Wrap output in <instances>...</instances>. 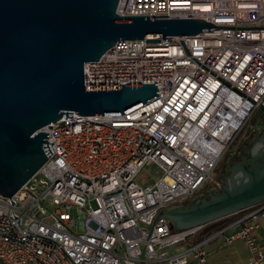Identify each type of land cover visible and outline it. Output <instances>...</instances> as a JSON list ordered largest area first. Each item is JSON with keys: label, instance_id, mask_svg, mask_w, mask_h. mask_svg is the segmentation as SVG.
<instances>
[{"label": "built area", "instance_id": "2783aa9c", "mask_svg": "<svg viewBox=\"0 0 264 264\" xmlns=\"http://www.w3.org/2000/svg\"><path fill=\"white\" fill-rule=\"evenodd\" d=\"M115 12L216 27L122 40L102 55L93 85L153 83L158 95L122 115L72 112L43 128L52 154L13 197L0 194V264H205L206 245L233 227L225 242L241 239L245 264H264V201L198 241L204 225L176 231L158 216L214 186L264 107V0H118ZM151 164L160 174L143 187Z\"/></svg>", "mask_w": 264, "mask_h": 264}, {"label": "water", "instance_id": "95a60500", "mask_svg": "<svg viewBox=\"0 0 264 264\" xmlns=\"http://www.w3.org/2000/svg\"><path fill=\"white\" fill-rule=\"evenodd\" d=\"M118 0H0V194L13 197L46 163L44 127L72 112L122 115L154 99L153 83L99 84L102 55L116 42L188 35L216 27L202 19L116 14ZM144 41H160L145 39ZM155 82V81H153ZM264 120V107L253 113ZM250 128V126H248ZM51 148L54 142H50ZM46 152V153H45ZM47 154V155H46ZM264 201V136L225 174L184 203L159 211L176 231L204 225L200 237L230 215Z\"/></svg>", "mask_w": 264, "mask_h": 264}, {"label": "crops", "instance_id": "0c3cea01", "mask_svg": "<svg viewBox=\"0 0 264 264\" xmlns=\"http://www.w3.org/2000/svg\"><path fill=\"white\" fill-rule=\"evenodd\" d=\"M251 129L252 125H250L247 132L249 133ZM247 132L244 139L247 137ZM231 222L232 221L224 226L229 225ZM234 230L235 227L225 230L222 235L206 245L205 264H245L249 255L243 241L241 239H236L231 243L225 242V237H227Z\"/></svg>", "mask_w": 264, "mask_h": 264}, {"label": "flooded vegetation", "instance_id": "af4514ba", "mask_svg": "<svg viewBox=\"0 0 264 264\" xmlns=\"http://www.w3.org/2000/svg\"><path fill=\"white\" fill-rule=\"evenodd\" d=\"M252 125L251 131L247 132V137L243 140H241L239 146L236 149H233L229 152V155L226 159H221L220 165L223 167L222 171H220V178L223 177L225 174V162H234L239 160L240 157L245 156L249 149L253 147V145L258 142L261 138L264 136V120L259 119L256 120V118L251 115L250 118L247 120V126ZM224 157V156H223ZM222 157V158H223ZM220 167V168H221ZM219 168V169H220ZM218 180L213 183V185L218 184Z\"/></svg>", "mask_w": 264, "mask_h": 264}, {"label": "rangeland", "instance_id": "374dc122", "mask_svg": "<svg viewBox=\"0 0 264 264\" xmlns=\"http://www.w3.org/2000/svg\"><path fill=\"white\" fill-rule=\"evenodd\" d=\"M247 126V122L244 124V126L241 128V130L238 132L237 136L235 137V139L233 140V142L231 143L230 147L228 148V150L226 151V153L224 154V157L222 159H226L227 156L229 155V152L233 149H236L241 140L244 139V136H246V132L248 130ZM228 154V155H227ZM221 165H218V169L216 171H214L213 175H212V183L216 182V180L219 181L220 179V171H222L223 167H221ZM220 168V169H219ZM160 172L157 169V167H155L154 165H146L142 171L140 172V174L137 177V182H139V184L143 187L145 186H149L151 185L155 179L159 176ZM211 186V185H209ZM206 191H203L201 193H205ZM199 195V194H198ZM197 196V195H196Z\"/></svg>", "mask_w": 264, "mask_h": 264}, {"label": "trees", "instance_id": "16d2710c", "mask_svg": "<svg viewBox=\"0 0 264 264\" xmlns=\"http://www.w3.org/2000/svg\"><path fill=\"white\" fill-rule=\"evenodd\" d=\"M218 169V167L216 168V170ZM242 213H235L233 215H230L228 218H227V221L224 223V225L228 224L230 221H233L234 219H236L237 217L241 216ZM223 225V226H224ZM200 235L199 233L196 235V237L193 238L194 241H198L200 239Z\"/></svg>", "mask_w": 264, "mask_h": 264}]
</instances>
